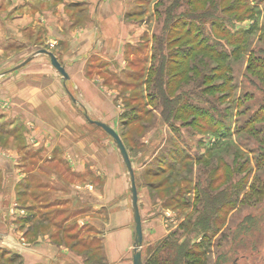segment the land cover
I'll use <instances>...</instances> for the list:
<instances>
[{
    "label": "rangeland",
    "instance_id": "374dc122",
    "mask_svg": "<svg viewBox=\"0 0 264 264\" xmlns=\"http://www.w3.org/2000/svg\"><path fill=\"white\" fill-rule=\"evenodd\" d=\"M209 1L129 0L125 20L136 27L137 38L125 44L122 59L108 60L100 53L86 56L87 77L98 86L103 103L92 109L111 122L132 163L143 264H156L167 240H189L191 245L202 241L193 224L202 216L198 210L204 213L212 207L204 205L203 193L206 199L214 198L216 215L223 220L206 234V250L194 264H264V166L256 163L261 155L259 138L253 129L236 131L252 116L258 117L253 128H264V76L256 74L264 71V0H245L237 11L220 6L216 13L222 20L215 25ZM187 24L191 34L197 32L203 41L214 33L219 45L209 46L225 52L234 48L231 34L253 27L246 50L229 58L230 92L211 88L221 82L220 76L211 68L203 76L199 56L193 58L186 37L177 38L175 27ZM34 38L7 28L3 42L0 39L4 50L0 71L6 63L9 67L23 63L36 53L40 47L33 45ZM39 57L46 56L33 58ZM13 75L16 83L29 80L35 85L8 86L0 80V234L9 235L0 239V264H24V242L31 251L42 248L56 254L62 264H132L133 235H126L123 228L127 223L134 228L130 181L112 137L89 123L84 107L70 99L75 115L62 121L61 125H69L66 131L36 132L17 95L23 89L43 88L42 80ZM61 85V91L67 89L76 98L70 87ZM218 111H224L221 119L226 125L220 131L214 122ZM202 114H207L205 119L197 117ZM223 131L232 135V148L231 141L220 135ZM39 140L54 144L34 146ZM233 150L240 152L236 160ZM186 155L183 169L178 161Z\"/></svg>",
    "mask_w": 264,
    "mask_h": 264
},
{
    "label": "crops",
    "instance_id": "0c3cea01",
    "mask_svg": "<svg viewBox=\"0 0 264 264\" xmlns=\"http://www.w3.org/2000/svg\"><path fill=\"white\" fill-rule=\"evenodd\" d=\"M128 2L129 0H0L2 42L7 28H13L22 37L35 36L33 45L56 53L55 56L69 76L68 79L58 81V72L45 54L40 55L46 57L34 59V53L31 60L24 64L15 63L10 67L8 63L3 65L6 68L0 71V80L4 85L16 83L11 79L16 75H13L14 73L23 80L36 76L42 80L39 87L43 88L30 92L23 89L24 93L17 95L18 103L23 105L26 120L33 122L31 125H34L36 132L55 133L59 128L66 131L69 125H61L62 121L75 115L69 99L74 103L80 102L86 110V120V115L89 118L94 115L96 117L91 119L111 125L108 119L100 117L101 113L97 110L103 103L98 86L87 77L86 56H96L100 53L102 57H108V60L122 59L125 44L137 38L136 27H132L131 23L125 20ZM51 43L52 46H49ZM58 52L63 54L62 58H59ZM59 82L62 89L65 84L70 87L76 93V98L66 88V91H61ZM29 83L35 82L26 80L25 83L19 81L16 84L35 85ZM93 106L97 107L96 110L92 109ZM53 142L39 140L34 146H52ZM123 228L126 235H133L130 224H125ZM19 238L23 239L21 236ZM0 239H9V235L0 234ZM105 241L107 243L108 238H105ZM25 244L21 249L24 264H48L50 259L54 264H62L56 254L45 253L42 248H39L40 252L31 251Z\"/></svg>",
    "mask_w": 264,
    "mask_h": 264
},
{
    "label": "trees",
    "instance_id": "16d2710c",
    "mask_svg": "<svg viewBox=\"0 0 264 264\" xmlns=\"http://www.w3.org/2000/svg\"><path fill=\"white\" fill-rule=\"evenodd\" d=\"M222 0H211L209 1L208 8H212L210 10L209 16L212 22V25H215L218 23V21L222 20V18L216 13V11L219 9L220 6H223L222 9L224 11H237L240 10L243 6L242 4H245V0H230L229 3H225L224 5H221ZM250 12V9H248ZM245 15L246 13H242ZM241 16V15H240ZM200 17V16H199ZM220 32H223L224 30H219ZM253 32V27L249 30H244L241 33L238 34H231L229 40H233L234 48L231 52H225L223 50L213 49L209 46V43L213 42V44L219 45V42L210 35L206 36V40L203 41V39L198 38L197 32L195 35L191 34V27L190 24H187L185 27L181 25L179 28L175 27V34H180L177 38L186 37L187 42H189V47L191 52H195L194 59L198 56L199 61V72L204 76L205 69L211 68L212 73L215 72V74H218L221 78V82L216 85L215 87H211L212 89H219L222 92H230L231 86L226 82L227 73L231 71L229 58L231 56H234L239 51L246 50L247 46L251 43L252 38H248L250 34ZM234 35V37H233ZM189 50V49H187ZM189 51V52H190ZM200 54V55H199ZM213 63V66L210 65V63ZM260 68H263V66L259 63L258 65ZM225 72V73H223ZM256 74L258 77L262 78L264 76V71L261 69V72L257 71ZM219 112V111H218ZM224 112V111H223ZM219 112V117L217 119H214L215 124H217L218 130L223 129L226 125H224L223 120L221 119V113ZM207 114L198 115L197 117L201 119H205ZM213 116V115H212ZM258 120V117H249V119L240 127L238 128L237 133L239 131H242L244 129H253L254 134L258 136L259 138V145L258 149L260 151V156L258 157L256 163L259 166H264V161L261 163V158L264 156V128H253L254 122ZM217 130V131H218ZM218 131V132H219ZM220 135L223 138H227V140L230 142L232 135L228 133V135H225V132L223 131L220 133ZM233 142L231 141L228 146H233ZM230 148V149H231ZM234 151V150H233ZM233 160H236L238 156L240 155V152L238 150L234 151L233 153ZM189 159V157L186 155L184 157H180V161H178L179 164H181L180 168L186 169V163H184L185 159ZM183 163V164H182ZM246 161L243 163V167L245 166ZM263 164V165H262ZM233 166V165H232ZM231 173H232V168ZM211 182L208 183L210 186ZM220 193L225 192L221 189ZM202 195V200L204 201V205L207 203H211L212 207L205 208V212L198 210L199 214L202 212V216H198L194 219L193 226L195 227V231L199 230L202 233V241L196 245V244H190L189 240L179 242L178 240H175L174 242L168 243L167 241L164 242V245L161 249V252L158 255V258L156 259V264H194V262H199L200 256L204 254L206 248L203 246V243L206 239V234L211 231V229L214 227V225H218V221L223 220V217H218L216 215V211H218V206L214 203V198H205L206 195ZM223 196V195H221ZM212 199V200H211ZM205 207V206H204ZM209 208V209H208ZM220 218V219H218ZM210 242V237L208 236L207 243ZM191 246V247H190ZM194 258V259H191Z\"/></svg>",
    "mask_w": 264,
    "mask_h": 264
},
{
    "label": "water",
    "instance_id": "95a60500",
    "mask_svg": "<svg viewBox=\"0 0 264 264\" xmlns=\"http://www.w3.org/2000/svg\"><path fill=\"white\" fill-rule=\"evenodd\" d=\"M36 54H45L49 57L50 63L53 66V68L63 77V79H68V74L65 71V68L63 65L59 62L57 57L52 51L46 50V49H38L36 51ZM32 57H28L24 60V63H27L31 60ZM87 120L95 124L96 126L102 128L109 136L112 137L113 142L116 145V148L119 151V154L122 158V162L125 165L128 175H129V181H130V201H131V211H132V217H133V223H134V231H133V249H132V264H143L142 260V242H143V230H142V222H141V216L139 212V206H138V194H137V186L135 182V175L132 168V163L129 158L128 152L123 144V141L119 134L115 131L113 127L110 125L99 121V120H93L89 118V116L86 115Z\"/></svg>",
    "mask_w": 264,
    "mask_h": 264
},
{
    "label": "flooded vegetation",
    "instance_id": "af4514ba",
    "mask_svg": "<svg viewBox=\"0 0 264 264\" xmlns=\"http://www.w3.org/2000/svg\"><path fill=\"white\" fill-rule=\"evenodd\" d=\"M43 49V48H42Z\"/></svg>",
    "mask_w": 264,
    "mask_h": 264
}]
</instances>
